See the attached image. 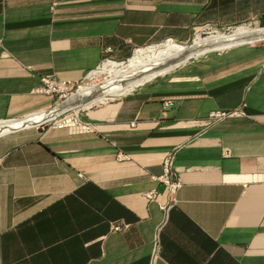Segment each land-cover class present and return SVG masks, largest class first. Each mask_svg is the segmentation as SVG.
<instances>
[{
	"label": "crops",
	"instance_id": "0c3cea01",
	"mask_svg": "<svg viewBox=\"0 0 264 264\" xmlns=\"http://www.w3.org/2000/svg\"><path fill=\"white\" fill-rule=\"evenodd\" d=\"M260 20L264 0H0V120L50 105L46 74L80 84L108 57ZM214 51L79 108L89 131L1 133L0 264H150L156 232L154 264H264V42Z\"/></svg>",
	"mask_w": 264,
	"mask_h": 264
},
{
	"label": "bare ground",
	"instance_id": "6f19581e",
	"mask_svg": "<svg viewBox=\"0 0 264 264\" xmlns=\"http://www.w3.org/2000/svg\"><path fill=\"white\" fill-rule=\"evenodd\" d=\"M260 39H264V27L251 28L239 25L229 33L216 31L205 37L197 36L187 44L168 40L160 44L137 48L126 61L110 60L103 63L88 78L93 79L102 73H107L109 78H105V81L98 84L83 85L84 87L79 92L71 94L62 106L60 103L50 109L26 114L24 117L1 119L0 134L40 125L43 121L55 118L68 107L78 110L87 107L92 102H105L104 100L109 96L126 94L136 86L166 74L189 59L196 58L208 51L223 50L235 44L254 42V40Z\"/></svg>",
	"mask_w": 264,
	"mask_h": 264
},
{
	"label": "built area",
	"instance_id": "2783aa9c",
	"mask_svg": "<svg viewBox=\"0 0 264 264\" xmlns=\"http://www.w3.org/2000/svg\"><path fill=\"white\" fill-rule=\"evenodd\" d=\"M212 25H204L201 28L196 29V32H198L200 29L203 28H212ZM231 28V27H228ZM42 82V86L38 87L36 89V92H41L46 94L48 97H50L51 100L57 99L59 102L65 101L71 94H73V89L75 86H78V84L68 81V80H58L54 78L52 75H44L40 78ZM172 104L171 100H166L163 102V109L167 108L169 105ZM68 111L65 113H62L58 115L53 120L47 122L50 124L53 128H67L70 130H76V131H89L91 129V125L88 122H84L80 119L78 116L77 111ZM73 112V113H72ZM70 114V117H67L66 115ZM243 114L241 110H232V111H213L209 114L207 123L216 122L219 120H222L224 118L232 117V116H239ZM134 124V123H133ZM121 158H126V156H122ZM172 154H167L163 159V172L158 177V179L163 183L164 188L162 191V195H165V202L160 205V208L165 212L167 211L174 203V193L177 188L180 187L181 183L178 179H175L173 169H172ZM148 198L157 200L160 193H158L156 190H151L145 194ZM126 225L122 221H117L112 223V230H120L124 228ZM160 228L158 226L157 230ZM159 240H158V233L156 232L154 235L153 245H152V251L150 256V264H154L155 261L160 257L159 255Z\"/></svg>",
	"mask_w": 264,
	"mask_h": 264
},
{
	"label": "rangeland",
	"instance_id": "374dc122",
	"mask_svg": "<svg viewBox=\"0 0 264 264\" xmlns=\"http://www.w3.org/2000/svg\"><path fill=\"white\" fill-rule=\"evenodd\" d=\"M241 25H246V26H249V27H251V28H256V27H264V20H260V21H258V22H247V23H245V24H241ZM239 26V25H238ZM235 27H237V26H234V27H231V28H217V27H212V28H210V29H208V28H203V29H200L198 32H194V34L192 35V37H191V39H194V37H195V35L196 34H198L197 36H202V37H205V36H207V35H209V34H212V33H214V32H224V33H229V32H231V31H233L234 29H235ZM190 39V40H191ZM189 40V41H190ZM189 41H187V42H184V44H187ZM261 42H264V39H260V40H254V42L253 43H261ZM252 43V44H253ZM158 44V43H157ZM245 44V43H244ZM247 44H249V43H247ZM148 45H151V44H147V45H144V46H141V47H145V46H148ZM133 52L134 51H132V52H130V54L126 57V58H124V59H119V58H116V57H114V58H111V57H108L106 60H103L94 70H97V68L99 69V67L103 64V63H105V62H107V61H116V62H123V61H126L129 57H131L132 55H133ZM214 52H216V51H214ZM199 57V56H198ZM198 57H196V58H198ZM193 59H195V58H191L190 60H193ZM189 60V61H190ZM188 62V61H187ZM186 63V62H185ZM185 63H183V64H185ZM180 65H182V64H180ZM179 65V66H180ZM93 72V71H92ZM106 75H107V77H106ZM102 76V77H101ZM103 76H105V77H103ZM89 77V76H88ZM108 79L109 78V76H108V74L107 73H102V74H100L99 76L97 75V76H95L93 79H90V78H87L86 79V81H82L80 84H78V86H75V88L73 89V93H75V92H79L80 90H81V88L82 87H84L85 85H91V84H98V83H100V82H102V81H105L106 79ZM91 80V81H90ZM84 85V86H83ZM119 96H121V95H119ZM119 96H109L108 97V99L106 98L104 101L105 102H110V101H113V100H115V99H117ZM112 97H113V99H112ZM57 102H59L57 99H53L52 100V102H51V104L49 105V106H47V107H45V108H42V109H50V108H52ZM100 103H102V102H100V101H97V102H92V104H90V105H88V108L90 107H95L96 105H98V104H100ZM72 108H74V107H72ZM85 108V107H84ZM70 109H71V107H70ZM71 110H74V109H71ZM34 112H36V110H33ZM37 111H40V110H37ZM74 112H76V111H74ZM73 113V112H72ZM71 114V113H70ZM70 114H68L67 113V117H70ZM26 115V114H25ZM20 117H22V116H18V117H14V118H20ZM6 119H10V118H6ZM51 126V122H50V124L49 123H42V124H40V127L39 128H47V127H50Z\"/></svg>",
	"mask_w": 264,
	"mask_h": 264
},
{
	"label": "clouds",
	"instance_id": "9594fccd",
	"mask_svg": "<svg viewBox=\"0 0 264 264\" xmlns=\"http://www.w3.org/2000/svg\"><path fill=\"white\" fill-rule=\"evenodd\" d=\"M63 102H65V101H63ZM63 102H57L55 105H58V104L63 103ZM55 105H54V106H55ZM71 109H73V108H71ZM71 109L68 108L67 111H62V113H65V112H68V111H73V110H71ZM75 111H77V110H75ZM62 113H60V114H62ZM60 114H59V115H60ZM23 116H24V115H23ZM57 116H58V115H57ZM57 116H56V117H57ZM56 117H55V118H56ZM53 119H54V118H53ZM53 119H51V120H53ZM51 120H48V121H45V122H42V123H47V122H49V121H51ZM42 123H41V124H42Z\"/></svg>",
	"mask_w": 264,
	"mask_h": 264
},
{
	"label": "water",
	"instance_id": "95a60500",
	"mask_svg": "<svg viewBox=\"0 0 264 264\" xmlns=\"http://www.w3.org/2000/svg\"><path fill=\"white\" fill-rule=\"evenodd\" d=\"M246 43H253V42H246ZM240 44H244V43H240ZM235 45H238V44H235ZM232 46H234V45H232ZM231 47V46H230ZM208 52H211V51H208ZM207 53V52H206ZM205 54V53H204ZM203 55V54H202ZM199 56H201V55H199ZM197 57V56H196ZM190 60V59H189ZM188 60V61H189ZM187 62V61H186ZM64 103H62V104H60V106H62ZM68 108H70V107H68ZM68 108H66V109H68ZM65 110V109H64ZM61 113V112H60ZM59 114V113H58ZM48 121V120H47ZM43 122H45V121H43ZM20 129V128H19ZM15 130H17V129H15ZM12 131H14V130H12ZM9 132H11V131H9ZM1 135V134H0Z\"/></svg>",
	"mask_w": 264,
	"mask_h": 264
}]
</instances>
